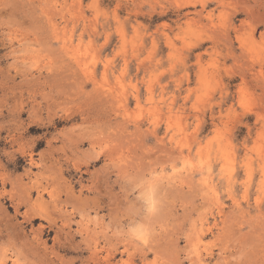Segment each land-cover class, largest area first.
<instances>
[{"label": "rangeland", "instance_id": "rangeland-1", "mask_svg": "<svg viewBox=\"0 0 264 264\" xmlns=\"http://www.w3.org/2000/svg\"><path fill=\"white\" fill-rule=\"evenodd\" d=\"M0 264H264V0H0Z\"/></svg>", "mask_w": 264, "mask_h": 264}, {"label": "bare ground", "instance_id": "bare-ground-1", "mask_svg": "<svg viewBox=\"0 0 264 264\" xmlns=\"http://www.w3.org/2000/svg\"><path fill=\"white\" fill-rule=\"evenodd\" d=\"M205 260V259H204Z\"/></svg>", "mask_w": 264, "mask_h": 264}]
</instances>
